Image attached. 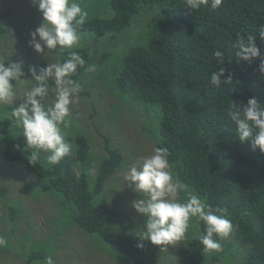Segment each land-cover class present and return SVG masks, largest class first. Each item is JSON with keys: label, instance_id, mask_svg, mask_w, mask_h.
<instances>
[{"label": "trees", "instance_id": "obj_1", "mask_svg": "<svg viewBox=\"0 0 264 264\" xmlns=\"http://www.w3.org/2000/svg\"><path fill=\"white\" fill-rule=\"evenodd\" d=\"M108 1L111 18L87 19L77 26V31L120 37L116 35L126 32L146 8L155 12L147 23V33L138 39L141 42L126 49L120 67L107 80V92L118 96L129 108L137 104L156 110L159 140L154 141L155 147L168 149L174 177L213 209L227 208V218L232 223L229 234L245 249L241 264H264V154L253 150L249 142L239 141L235 125L227 116L231 104L242 110L253 97L264 104L260 59L238 61L233 48L238 37L249 34L256 36L257 47H264L259 38V27L264 25V0H222L217 10L202 6L192 13L185 0ZM3 16L8 17V13ZM8 29L16 31L17 25L6 18L0 34H8L10 41ZM217 50L223 53V63L214 56ZM73 52L85 60V65L77 68L72 79L82 84L80 99L89 98V91L84 89L87 77H83V84L82 76L92 59L84 49ZM68 57L63 53L58 61ZM0 62L8 63L1 58ZM45 65L40 62L38 67ZM219 67H224L225 75L217 88L211 85L210 77ZM229 74L232 83L225 85L223 81ZM114 106L116 112L121 105ZM13 128L10 123H0L2 159L24 163L25 169L37 178L42 192L59 197L61 209L75 226L95 235L122 256L126 264H158L150 242L144 241V247L137 249L140 241L136 231L117 226L120 204L115 201V206H111L104 200L106 181L122 166V156L109 144L108 135H101L105 156L92 175L94 155L85 130H76L65 138L73 145V151L58 164L48 163L40 153L38 161L30 165L29 154L23 151V136L16 129L12 133ZM194 224L198 231L188 240L187 263L216 264L222 260L233 264L223 253L209 259L200 244L206 225L197 219ZM222 251L227 254L229 246ZM45 258L48 256L42 254ZM32 260L37 257L33 255L29 262ZM45 263L46 260L40 264Z\"/></svg>", "mask_w": 264, "mask_h": 264}, {"label": "rangeland", "instance_id": "obj_2", "mask_svg": "<svg viewBox=\"0 0 264 264\" xmlns=\"http://www.w3.org/2000/svg\"><path fill=\"white\" fill-rule=\"evenodd\" d=\"M77 2L87 11L86 20L112 17L108 0H77ZM5 12L8 13L6 18L15 22L17 30L8 29L10 41L8 34H0V58L7 62L22 60L25 79L31 80L29 67H38L40 62L46 64L56 62L63 53L69 55L74 49L80 48L90 54L92 59L90 65H95V71H86L82 76L83 84L86 80L83 77H87L84 89L87 88L90 97L79 99L78 103L71 106L70 116L67 118L68 126L67 128L62 126V132L65 138H69L76 130H85L94 155L92 175L96 173L100 159L105 156L101 135L109 136V144L118 149L122 156V166L106 181L104 200L111 206H115V201L120 204L118 227L133 229L140 235L145 220L135 212L132 203L140 197H146V194L135 192L125 181L124 174L138 159L152 154L155 148L154 141L159 140L155 122L156 110L137 104H132L131 108L127 107L118 96L107 92L106 82L113 71L120 67L121 57L126 53V49L141 42L142 39H138L147 33V23L155 11L146 8L126 32L116 35L120 37H114V34L98 37L92 32H78L81 37L78 46L71 49H57L45 58L35 53L28 43L29 34L42 23V15L37 8H33L30 0H0L1 28L6 24V18L3 16ZM4 35L6 40L2 39ZM32 83L28 81L15 85L18 99L22 98L23 92L30 88ZM101 93H105V96L101 97ZM21 102L22 100H17L13 106H18ZM46 103H50V100ZM115 104L121 105L116 112H114ZM10 112L9 106H0V123L12 124ZM14 131L22 134L16 127L12 129V133ZM41 153L46 157L48 155L46 152ZM170 171L173 173L171 166ZM0 193L3 196L0 200V236H4L7 240V244L0 247V264L25 262L40 264L46 260V258L42 259V254L52 257L55 264L125 263L122 256L117 255L95 235L86 234L75 226L69 215L61 209L59 197L54 193L42 192L38 188L37 178L25 169L24 163H11L0 157ZM189 193L197 194L184 187L179 194L180 201L186 202ZM195 219H190L185 239L177 244L164 246L166 251H160L161 246L151 244V250L155 253L158 264H188L185 249L188 240L197 234V228L196 230L193 228L196 226ZM220 242L223 247L229 246L228 253L207 251L209 259L223 253L233 264H241L245 249L233 235L229 234L226 238L220 239ZM33 255L37 260L29 262ZM216 264L227 263L221 260Z\"/></svg>", "mask_w": 264, "mask_h": 264}, {"label": "clouds", "instance_id": "obj_3", "mask_svg": "<svg viewBox=\"0 0 264 264\" xmlns=\"http://www.w3.org/2000/svg\"><path fill=\"white\" fill-rule=\"evenodd\" d=\"M42 15V23L31 32L29 46L43 58L57 49H71L78 46L81 39L77 26L83 25L87 18L77 0H30ZM189 12L198 11L202 6L217 10L222 0H185ZM259 38L264 44V25L259 27ZM256 36L251 34L238 37L233 48L238 61L251 62L260 59L259 71L264 74V47H257ZM218 63H223V53L215 51ZM85 60L76 52H70L65 60L47 63L44 67L31 66L28 69L31 80L25 79L24 62H0V106L11 109V123L22 132L27 160L34 165L41 152L48 153V163L58 164L73 151V145L66 141L62 126L67 128L71 106L78 103L82 84L72 79L78 67H83ZM88 72L95 71V65H89ZM225 75L224 67L213 72L210 83L220 87L221 77ZM33 82L17 98L15 85ZM223 83L230 85L229 74ZM22 100L18 106L14 102ZM50 100V103H46ZM227 116L235 125V132L240 142H249L252 149H259L264 154V104L255 97L250 98L243 109L231 104ZM129 186L146 197L132 203V207L145 222L138 236L137 249L144 247V241L154 246L174 245L185 239L191 218L202 221L205 231L200 236L204 251H222L220 240L214 236L226 238L232 229L227 218V208L213 209L197 194L189 193L186 202H181L179 194L184 185L170 171L169 151L166 147H155L151 155L141 157L132 164L124 174ZM216 213H220L217 215ZM7 244L0 236V247ZM46 264H55L52 257Z\"/></svg>", "mask_w": 264, "mask_h": 264}]
</instances>
